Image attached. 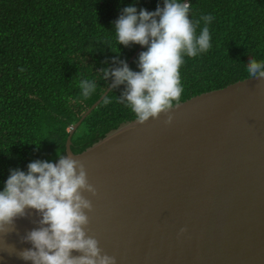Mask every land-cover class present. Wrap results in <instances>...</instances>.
<instances>
[{"label": "water", "instance_id": "obj_1", "mask_svg": "<svg viewBox=\"0 0 264 264\" xmlns=\"http://www.w3.org/2000/svg\"><path fill=\"white\" fill-rule=\"evenodd\" d=\"M110 89L70 126L64 150L97 189L83 194L103 252L116 264H264V78L179 101L170 123L164 113L125 120L73 152V132ZM27 211L3 237L17 250L31 247L21 237L38 227ZM4 247L0 238V264H31Z\"/></svg>", "mask_w": 264, "mask_h": 264}, {"label": "trees", "instance_id": "obj_2", "mask_svg": "<svg viewBox=\"0 0 264 264\" xmlns=\"http://www.w3.org/2000/svg\"><path fill=\"white\" fill-rule=\"evenodd\" d=\"M186 3L190 20L214 19L208 25L211 48L183 57L179 101L249 77V59L264 62V0ZM158 4L163 0H0V190L10 169L27 171L34 160L55 162L57 152L64 154L70 126L111 82L98 70L113 66V57L127 61L139 46L118 45L113 22L126 6L155 11ZM203 27L201 20L197 35ZM139 53L129 64L133 71L140 70ZM82 79L97 83L87 99ZM124 88H111L105 95L111 102L103 98L81 121L71 136L73 152L136 118L118 99Z\"/></svg>", "mask_w": 264, "mask_h": 264}, {"label": "clouds", "instance_id": "obj_3", "mask_svg": "<svg viewBox=\"0 0 264 264\" xmlns=\"http://www.w3.org/2000/svg\"><path fill=\"white\" fill-rule=\"evenodd\" d=\"M189 10L190 4L179 0H163V6L158 4L155 11H137L136 6L129 5L113 22L118 45L127 47L134 43L146 47L138 56L140 70L133 71L126 60L113 57V66L98 71L105 81L111 77L112 89L125 85L118 99L130 107L139 123L150 117L159 118L161 113L167 116L165 123L171 122L169 109L183 91L179 69L184 55L196 57L211 48L208 25L214 17L209 14L190 20ZM201 20L204 27L197 35ZM246 67L251 78H264V62L249 59ZM79 87L87 99L97 83L82 79ZM103 102L111 101L105 96ZM57 155L55 163L37 159L27 165V171L10 169L0 190L3 249L10 247L31 264H116V257L104 253L95 236L88 234V213L93 205L83 193L95 196L97 189L89 183L85 165L71 155ZM29 209L38 214V227L21 237L31 247L17 250L3 237L15 231L16 219L25 217Z\"/></svg>", "mask_w": 264, "mask_h": 264}]
</instances>
